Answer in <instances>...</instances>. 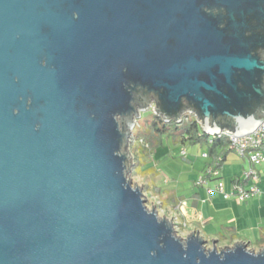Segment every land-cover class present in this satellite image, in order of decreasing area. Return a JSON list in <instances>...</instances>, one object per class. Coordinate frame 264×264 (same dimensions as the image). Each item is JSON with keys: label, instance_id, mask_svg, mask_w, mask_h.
<instances>
[{"label": "water", "instance_id": "water-1", "mask_svg": "<svg viewBox=\"0 0 264 264\" xmlns=\"http://www.w3.org/2000/svg\"><path fill=\"white\" fill-rule=\"evenodd\" d=\"M264 122V0H0V264H264L146 206L140 111Z\"/></svg>", "mask_w": 264, "mask_h": 264}, {"label": "rangeland", "instance_id": "rangeland-1", "mask_svg": "<svg viewBox=\"0 0 264 264\" xmlns=\"http://www.w3.org/2000/svg\"><path fill=\"white\" fill-rule=\"evenodd\" d=\"M155 107L156 102L152 101L151 107L145 111H140V118L134 121L130 141L127 143L125 150L129 154V163L131 164L128 178L132 186L139 187L142 190L146 206L150 210L155 209L160 218H167L173 223L177 222L175 230L178 236L186 238L191 234L189 226H183L180 218L176 221V212L172 202H170L169 192H173V189L182 184L184 188L182 194L184 193L185 198L190 197L194 181H197L203 175V170L207 167L208 159H205L203 154L209 153V146L205 142L192 144L189 140L182 143L181 138L175 135L174 131L163 133L156 140L152 136L153 123L156 120L153 112ZM182 150L187 151V158L181 156ZM242 168L249 169L248 161L235 153H231L224 166V180L228 181L235 174L241 175L243 173ZM255 169L264 176V165L256 166ZM156 188L161 190L157 191ZM261 203V206L264 207V201ZM240 205L243 204H238V206ZM256 212L261 211L257 208ZM254 223L256 222L252 220L251 224ZM260 223L264 227V222L260 221ZM254 231V229L243 230L236 236V239L252 242L253 244L248 243L249 249L259 252L264 250V243L260 242L259 236ZM224 237L226 238L220 240L203 238L208 242V249L213 248V240L217 242L218 250L238 243L233 242L234 236L231 237L227 232Z\"/></svg>", "mask_w": 264, "mask_h": 264}, {"label": "crops", "instance_id": "crops-1", "mask_svg": "<svg viewBox=\"0 0 264 264\" xmlns=\"http://www.w3.org/2000/svg\"><path fill=\"white\" fill-rule=\"evenodd\" d=\"M230 154L231 153L227 155L221 167L222 178L227 192L232 190L234 181L241 178L246 171L242 166L243 173L241 175L235 174L228 181L224 180V166ZM259 174L260 181L258 187L262 192L261 195L242 203V206H238L233 200H225L217 193L210 196L207 193L206 187H197L195 183L191 188L189 198H185V195H183L184 193L182 194L184 188L182 184H179L177 188L172 190L173 192H169V196H171L170 202H172L178 219H181L183 226H189L191 233L198 231L201 236L205 238L220 240L226 238L224 234L227 232L231 237L234 236L235 241L233 240V242L241 241L247 244H253L246 240L238 241L236 236L243 230L249 231V229H254V232L257 233L256 235L259 236V240H261L260 242L264 243V227L260 223V221L264 222V207L261 206V202L264 201V176L261 172H259ZM215 186L216 182L211 181L208 188H215ZM180 204L183 205L182 209L178 208ZM257 208H259L261 212H256ZM252 220L256 223L251 224Z\"/></svg>", "mask_w": 264, "mask_h": 264}, {"label": "built area", "instance_id": "built-area-1", "mask_svg": "<svg viewBox=\"0 0 264 264\" xmlns=\"http://www.w3.org/2000/svg\"><path fill=\"white\" fill-rule=\"evenodd\" d=\"M154 114L159 117L155 112ZM161 120L164 121L162 118ZM192 120L196 121L199 125L200 135L207 136L209 144H212L215 140L226 139L229 142V150L244 158L249 163V169L243 173L241 178H238L233 183L232 190L227 192L221 173V167L224 162L223 158L221 156L218 158H212L209 153H204L203 157L208 159L209 165L205 168L203 175L195 181V185L197 187H206L207 193L210 196L217 193L225 200H233L237 204H242L261 195L262 192L258 187L260 174L255 167L264 165V122L255 131L241 137H235L226 130L219 134L206 133L198 122L197 116L190 112L183 113L179 123L173 120L164 122H175L178 126H181ZM141 141L143 142V140ZM181 156L187 158V151L182 150ZM211 181L216 182L215 188H208ZM182 207V204L178 206L179 209H182ZM175 219L176 221L178 220V215H175ZM176 226L177 222H174V227L176 228Z\"/></svg>", "mask_w": 264, "mask_h": 264}, {"label": "trees", "instance_id": "trees-1", "mask_svg": "<svg viewBox=\"0 0 264 264\" xmlns=\"http://www.w3.org/2000/svg\"><path fill=\"white\" fill-rule=\"evenodd\" d=\"M170 131H174L175 135L181 138L180 141L182 143H185L186 140H189L192 144L202 142L207 143L209 146V154L212 158H218L221 156L225 162L227 155L232 153L228 148L229 142L226 139L215 140L212 144H209L207 136L200 135V127L196 121L192 120L184 125L178 126L175 122L165 123L161 118L156 116V120L153 123L152 136L157 140L163 133H170ZM145 140L149 143L147 138H145ZM156 189L157 191H160L159 188Z\"/></svg>", "mask_w": 264, "mask_h": 264}]
</instances>
